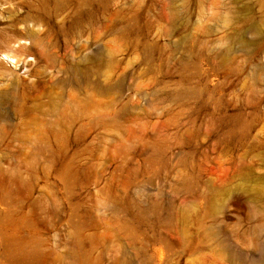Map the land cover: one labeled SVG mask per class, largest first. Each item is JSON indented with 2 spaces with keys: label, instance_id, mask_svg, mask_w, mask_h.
Wrapping results in <instances>:
<instances>
[{
  "label": "rangeland",
  "instance_id": "1",
  "mask_svg": "<svg viewBox=\"0 0 264 264\" xmlns=\"http://www.w3.org/2000/svg\"><path fill=\"white\" fill-rule=\"evenodd\" d=\"M0 264H264V0H0Z\"/></svg>",
  "mask_w": 264,
  "mask_h": 264
},
{
  "label": "bare ground",
  "instance_id": "2",
  "mask_svg": "<svg viewBox=\"0 0 264 264\" xmlns=\"http://www.w3.org/2000/svg\"><path fill=\"white\" fill-rule=\"evenodd\" d=\"M26 37L29 38V39H32V40H35V37H36V34H34V31H31L29 32V34H26ZM20 39H16L15 42H19ZM29 48H26L24 45L22 46H19L17 49H15L14 51H12V54L9 55V54H4V56L7 58V59H10V60H13L14 58L16 57H19V60H15L14 63L16 65L21 64L19 65L20 66V69H26L28 68V64L24 61L25 58L29 55ZM24 56V60L21 61L20 60V57ZM15 65V66H16Z\"/></svg>",
  "mask_w": 264,
  "mask_h": 264
}]
</instances>
